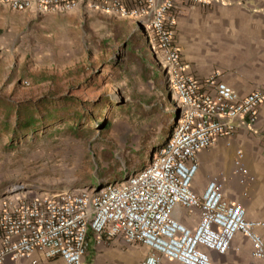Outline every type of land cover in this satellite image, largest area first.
Here are the masks:
<instances>
[{
  "label": "built area",
  "instance_id": "2783aa9c",
  "mask_svg": "<svg viewBox=\"0 0 264 264\" xmlns=\"http://www.w3.org/2000/svg\"><path fill=\"white\" fill-rule=\"evenodd\" d=\"M132 1L133 6L122 0H0L2 7L31 14L83 11L136 20L147 33L174 103L169 140L120 184L38 192L18 185L4 195L0 264L6 258L33 255L54 264H82L90 233L97 240L121 238L145 247L148 254L142 264H160L163 259L215 264L213 256L225 255L241 234L250 242L252 257L264 261V241L258 233L264 222L248 219L241 203L225 197L227 177L208 180L201 195L191 188L199 171L198 154L220 139L233 138L238 120L254 123L264 105V89L239 96L213 77L199 81L188 75L175 42V8L182 0ZM244 160L243 151L237 150L235 173L246 194L253 178ZM194 210L198 217L193 226L178 219Z\"/></svg>",
  "mask_w": 264,
  "mask_h": 264
},
{
  "label": "rangeland",
  "instance_id": "374dc122",
  "mask_svg": "<svg viewBox=\"0 0 264 264\" xmlns=\"http://www.w3.org/2000/svg\"><path fill=\"white\" fill-rule=\"evenodd\" d=\"M221 1L182 0L175 15L183 6ZM48 15L0 6V200L18 185L38 192L120 184L171 135L172 95L141 23ZM23 103H42L39 109L51 117L17 138L14 109ZM244 159L255 175L245 153ZM125 251L89 260L128 264Z\"/></svg>",
  "mask_w": 264,
  "mask_h": 264
},
{
  "label": "crops",
  "instance_id": "0c3cea01",
  "mask_svg": "<svg viewBox=\"0 0 264 264\" xmlns=\"http://www.w3.org/2000/svg\"><path fill=\"white\" fill-rule=\"evenodd\" d=\"M122 1L127 6H133L132 0ZM231 2L235 5L230 4ZM254 2L264 4V0ZM78 12L87 18L117 17L75 11L72 16L68 15L71 13H49L48 18L69 21L70 17L77 19ZM175 21V42L188 75L199 81L213 77L215 81L224 82L233 88L239 96L264 89V6L257 9L251 3L246 6V3L242 5L238 0H223L212 6H183L175 15ZM237 150L246 154L248 164L255 173L252 174L253 182L246 194L238 184L235 173ZM197 160L199 171L191 185L194 193L201 195L208 180L224 175L228 179L225 197L232 202L241 203L248 219L264 222V105L259 107L254 123L247 119L238 120L233 138L218 140L210 148L201 151ZM197 217L196 210L178 215V219L188 226H193ZM258 233L264 241V227L258 229ZM134 245L137 244H129L121 238L109 240L103 237L97 240L90 233L82 264H87V261L91 264L89 258L92 256L98 259L103 256L106 259L112 253H120L125 249L128 264H142L148 250L141 245H137L141 246L138 249ZM139 253L144 257H138ZM213 260L215 264H264V261L252 257L250 242L241 234L235 236L225 255H214ZM3 264L54 263L33 255L28 259L6 258ZM160 264L178 263L163 259Z\"/></svg>",
  "mask_w": 264,
  "mask_h": 264
},
{
  "label": "trees",
  "instance_id": "16d2710c",
  "mask_svg": "<svg viewBox=\"0 0 264 264\" xmlns=\"http://www.w3.org/2000/svg\"><path fill=\"white\" fill-rule=\"evenodd\" d=\"M41 104L42 103H23L22 105L15 107L14 111L15 117L17 118V126L15 125L16 127L14 126L15 128L13 127L11 130L15 137L23 138L28 135L29 132L36 129L39 123H43L47 117H51L50 112L47 113V117L46 115H43V112L39 109ZM165 144L166 143H161L159 145L160 149L164 147Z\"/></svg>",
  "mask_w": 264,
  "mask_h": 264
},
{
  "label": "water",
  "instance_id": "95a60500",
  "mask_svg": "<svg viewBox=\"0 0 264 264\" xmlns=\"http://www.w3.org/2000/svg\"><path fill=\"white\" fill-rule=\"evenodd\" d=\"M169 138H170V136H168V138L166 139V141H165V142H167V141L169 140ZM97 189H100V187H98Z\"/></svg>",
  "mask_w": 264,
  "mask_h": 264
}]
</instances>
